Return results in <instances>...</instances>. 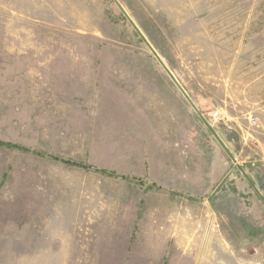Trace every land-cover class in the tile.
<instances>
[{
  "label": "rangeland",
  "instance_id": "374dc122",
  "mask_svg": "<svg viewBox=\"0 0 264 264\" xmlns=\"http://www.w3.org/2000/svg\"><path fill=\"white\" fill-rule=\"evenodd\" d=\"M119 2L236 162L113 0H0V264H264V0Z\"/></svg>",
  "mask_w": 264,
  "mask_h": 264
},
{
  "label": "water",
  "instance_id": "95a60500",
  "mask_svg": "<svg viewBox=\"0 0 264 264\" xmlns=\"http://www.w3.org/2000/svg\"><path fill=\"white\" fill-rule=\"evenodd\" d=\"M117 7L120 9V11L123 13V15L127 18L128 22L132 26V28L136 31V33L139 35V37L142 39V41L145 43V45L148 47L152 55L156 58V60L161 64V66L164 68L167 75L171 78V80L174 82L178 90L183 94V96L187 99L189 104L193 107V109L197 112L199 117L202 119L204 124L207 126V128L210 130V132L213 134V136L216 138L218 143L221 145V147L224 149V151L227 153V155L231 158L233 162H236L235 157L233 156L232 152L229 150L225 142L221 139V137L218 135V133L213 129V127L210 125V123L204 118V116L201 114V112L196 107L195 103L191 100V98L188 96L185 89L181 86L179 81L175 78L173 73L169 70V68L165 65L160 55L157 53V51L154 49V47L151 45V43L148 41L146 36L143 34V32L140 30V28L137 26V24L133 21V19L130 17V15L127 13L125 8L122 6V4L119 2V0H113Z\"/></svg>",
  "mask_w": 264,
  "mask_h": 264
},
{
  "label": "crops",
  "instance_id": "0c3cea01",
  "mask_svg": "<svg viewBox=\"0 0 264 264\" xmlns=\"http://www.w3.org/2000/svg\"><path fill=\"white\" fill-rule=\"evenodd\" d=\"M166 169V168H165ZM148 215H150V213L148 214ZM157 215V216H156ZM155 215V217L160 221V222H162V223H164L165 222V216H164V213H163V211L161 212H158L157 214ZM167 229V227H165V230ZM148 231H150V227L148 226ZM147 231V232H148ZM145 235V234H144ZM152 235V234H151ZM165 235V234H164Z\"/></svg>",
  "mask_w": 264,
  "mask_h": 264
},
{
  "label": "built area",
  "instance_id": "2783aa9c",
  "mask_svg": "<svg viewBox=\"0 0 264 264\" xmlns=\"http://www.w3.org/2000/svg\"><path fill=\"white\" fill-rule=\"evenodd\" d=\"M216 111L213 113L212 117L213 119H218L220 115V107H216Z\"/></svg>",
  "mask_w": 264,
  "mask_h": 264
},
{
  "label": "trees",
  "instance_id": "16d2710c",
  "mask_svg": "<svg viewBox=\"0 0 264 264\" xmlns=\"http://www.w3.org/2000/svg\"><path fill=\"white\" fill-rule=\"evenodd\" d=\"M11 147H15V146H11ZM16 148V147H15ZM70 164H73V163H70Z\"/></svg>",
  "mask_w": 264,
  "mask_h": 264
},
{
  "label": "bare ground",
  "instance_id": "6f19581e",
  "mask_svg": "<svg viewBox=\"0 0 264 264\" xmlns=\"http://www.w3.org/2000/svg\"><path fill=\"white\" fill-rule=\"evenodd\" d=\"M174 75V74H173ZM175 76V75H174ZM176 78V77H175Z\"/></svg>",
  "mask_w": 264,
  "mask_h": 264
}]
</instances>
